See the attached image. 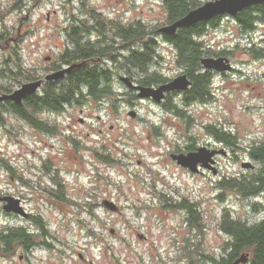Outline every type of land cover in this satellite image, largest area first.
<instances>
[{
    "label": "rangeland",
    "instance_id": "374dc122",
    "mask_svg": "<svg viewBox=\"0 0 264 264\" xmlns=\"http://www.w3.org/2000/svg\"><path fill=\"white\" fill-rule=\"evenodd\" d=\"M196 1L201 3L206 0ZM162 2L0 0V67L6 59L9 67L13 61L19 60L25 68L22 71L20 67L15 78L10 76L2 83L11 90L15 89L29 81L21 76L23 72L34 74L37 64L46 63L43 60L45 56L57 57L60 54L62 28L69 22L66 18L84 16L92 9L106 18H141L158 28L165 22ZM220 24L216 35L210 30L203 40H207L215 52L222 51L233 68L224 71V74L215 72L210 81L212 95L204 102L190 104L185 111L190 116L186 120L145 99H137L135 109L138 116L133 118L128 114L132 106L127 102L117 103L116 97L110 95L101 107L91 103L82 112L83 116L88 114L87 117L101 116V126L97 122L95 127L102 128L100 134L92 132L88 135L89 127L80 125L76 119L73 125L75 129H82L88 140L95 135L98 146L100 149L103 147V156L110 150L112 161H97L95 167L81 158L74 162L70 145L64 147L55 143L56 148L65 149L62 166L66 170L62 173L67 182L66 192L77 204L68 198L62 202L55 201L34 186L37 169L33 166L38 167L41 156L53 150L50 146L53 141L44 136L37 141L33 130L26 127L23 121L10 114L3 115L0 121V195L19 197L22 193L24 206L34 216L41 213L50 235L45 238L33 222L4 212L0 202V227H28L33 234V245L29 249L17 246L12 254H0V264H187L189 260L183 256V249L190 248H182L184 243L181 247L187 227L180 222L179 212H166L164 217H160L159 212L151 214L158 200L147 193L149 183L143 182L150 181L151 177H160L157 171L162 175H172L183 186L184 194L186 190L193 189L194 196H198L201 221L208 227L203 236V249H199L205 256L217 253L223 244L225 236L218 231L215 223L226 206L234 216L251 222L261 218L253 205L258 202L259 206H264V193L248 199L230 190L228 200L216 198L221 192L216 183L220 173L225 176L247 173L250 168L241 166L244 161L260 166L256 159L250 158L247 150L253 141L264 139V58L256 57L257 52L253 49L257 46L247 38H256L258 33L241 35L231 19H222ZM160 50V64L154 69L169 78L180 74L181 69L174 63L173 50L163 43ZM116 87L118 91L126 89L118 82L114 85L115 91ZM79 106L75 116H79ZM212 123H222L230 128L242 149L229 151L225 157L220 155V172L216 175L211 172L195 175L175 167L167 152L177 138L191 134L195 136L196 144L204 146L211 140L205 126ZM159 132L164 136L156 135ZM53 155L56 153L53 152ZM5 163L9 168L4 167ZM19 173L27 176L25 182L18 179ZM106 199L115 202L118 210L106 207L103 203ZM144 204L153 207L141 212L140 206ZM139 234H146L147 238L139 239ZM173 238L178 242L173 243ZM46 242L51 245H46ZM205 256H200L198 264H211Z\"/></svg>",
    "mask_w": 264,
    "mask_h": 264
},
{
    "label": "flooded vegetation",
    "instance_id": "af4514ba",
    "mask_svg": "<svg viewBox=\"0 0 264 264\" xmlns=\"http://www.w3.org/2000/svg\"><path fill=\"white\" fill-rule=\"evenodd\" d=\"M163 1V0H161ZM207 1V0H206ZM205 2V1H204ZM201 2L200 4H202ZM163 4V2H162ZM199 4V5H200ZM198 6V5H197ZM253 6H256L255 9H253ZM252 12V15L257 18L254 21L253 28L249 31L244 29L241 25V23L238 20V14L242 12H237L234 16L232 15H217L210 19L203 20V22H209L208 20H214L219 21V26L216 29H211L215 33L216 30H219L221 27L220 21L222 19H231L235 23L237 27V31L241 33V35H249V34H256L258 33L256 38H252L250 36H247L250 41L257 46L256 48H259L258 50V56L264 58V2H258L255 4L250 5L246 9H248ZM69 22L65 25L64 28H62L63 33L61 34V37H63V44L59 46L61 48L60 54L56 57L47 55L44 57L45 64L36 65V72L34 73V78L32 80H41L40 86L36 89V92L33 93L35 95V98L32 101V109L34 110V113L30 115V117H25L21 112H17L16 105H20L23 103L24 98L21 103H14L12 100H4L0 101V116L3 119L4 114H10L12 117L21 120L25 123L26 127L31 128L33 130V136L37 141L42 140V136L50 139V141H53L50 146L53 148V150L44 156H41L40 158V164L39 166H33V168L37 169V173H35V183L34 186L37 187V190H40L41 193H45L47 197H50L51 199L55 201L62 202L66 198H69L70 196L67 195L66 192V179L64 177V174L62 171H65V167L62 166L64 155H65V149L63 147H55V143H60L62 146L66 147L67 145L71 147L72 149V158L73 161L76 162L81 158V160L85 163L90 164L91 167H95V164L97 161L102 162V156H103V147L100 149L97 143V139H95V135L91 137V140L86 139L85 136L91 135L92 132L99 134L102 132V128H97L96 123L101 126V116L100 115H91V117H87L82 115V112L84 109L88 108V105L91 103H94L97 107V104L101 107V103L103 102V97L98 96L97 98L91 97L88 94L89 86L85 83H80V88L84 89V95L81 97L80 103H75L74 101H71L68 98H59L56 104H42L39 100L42 96H44V92L46 89L50 90V93L53 91H56V93L60 92V88L64 86L65 79L67 78L68 74L84 64H86L87 67L90 69H94L95 74L98 76L97 81L95 82L96 88L103 85H115L116 82H118L122 87H125L123 91H118V87H116L119 94H117L116 102H127L130 104L131 110L135 111V116L133 118L138 116V113L136 112V101L137 99H145L149 102L154 103L158 107L165 108V103L168 100H174L178 103L180 99L183 98L184 94L187 93L188 89L193 85L192 80L190 79V86L185 90H171L167 91L164 95V97L160 100V102H155L152 98H140L137 96L138 90L134 87H127L126 83L120 79V76H126L134 85H143L140 82H136L137 79L133 77L129 72L124 71V65L122 64L123 58L126 56H131L133 51L140 50L137 49L140 46V43H134L133 42V33L132 30L134 29L135 23L144 24L145 21L141 18H134V17H127V18H117V17H110L106 18L101 15H97L96 12H94L92 9L88 13L86 11L84 16L79 17H69L66 18ZM123 19V20H122ZM201 22V21H200ZM169 24V23H166ZM125 30H129L130 32L126 34L125 36ZM209 29L203 33L202 35L198 36V38H201L202 40L206 35L208 34ZM245 32V34H242ZM78 34V36H75V34ZM157 34V36H156ZM154 36L156 42H157V49L159 51V54L161 53L160 45L166 44L170 49H172V45L168 43V41L165 39V35L157 32ZM216 35V33L214 34ZM75 37L78 38L81 46L84 49V52H80V59L77 61H73L69 64L65 62L63 58H61L60 55L65 54L67 50H72L76 46L75 44ZM142 39H140L141 41ZM142 42V41H141ZM90 49V53H86L85 49ZM204 48L207 50L212 49V45L207 42V40H204ZM103 49L102 54H98ZM174 49V48H173ZM172 49V50H173ZM204 49V50H205ZM82 54V55H81ZM221 55H217L215 57H218ZM203 57V56H202ZM75 62H80L81 65L79 67L73 68L71 71L66 72L65 75L57 80H50L47 81L45 79V75L54 72L57 70H60L62 68H65L66 66L73 64ZM155 66V65H154ZM5 67L4 61L3 65L0 67L3 70ZM107 69L109 70V78L103 76V71ZM153 72V71H151ZM218 74H224L220 71H215L214 69H205L204 67H197L194 71V74H200L203 73L211 78ZM163 76H165L162 72H159ZM181 73H185L184 70H181ZM180 73V74H181ZM187 75V74H186ZM188 76V75H187ZM167 77V76H165ZM175 77V76H174ZM168 79L161 83H154V84H145V86H151V87H157L162 83H165L172 78L167 77ZM2 80L5 81V78L0 76V84H2ZM110 85V86H111ZM210 87V84H209ZM13 90V89H12ZM11 90V91H12ZM9 91V92H11ZM9 92H0L2 93H9ZM211 93V91H210ZM212 95V94H211ZM137 96V97H136ZM54 100V98L50 97L48 98V101ZM55 101V100H54ZM87 102V104H85ZM97 103V104H96ZM182 104V103H178ZM205 103H203L204 105ZM79 106V116H75L76 114V107ZM134 107V108H133ZM189 108V105L186 107H183V110L186 111V109ZM130 111V110H129ZM167 111V110H166ZM173 115L177 116L174 111H169ZM179 117V116H177ZM180 118V117H179ZM77 120L79 124L86 125L89 127L88 133L83 134L82 129H75V126L73 125V121ZM208 125H217L219 128L223 129L226 128L224 124H208ZM21 130H24L20 126ZM228 129V128H226ZM224 131V130H223ZM11 133H13L11 131ZM209 138H211L210 141L206 142L204 146H199L195 143V136L191 134H187L186 137L180 136L177 138L176 142L174 143L173 147L168 150V155L170 159L174 162L175 167H179L181 169H184L192 174H200V175H208V173H212L213 175H216L217 172H220L219 167V157L221 156H227L229 151H236L241 150L242 148L238 145V140L236 139V135L232 131L230 134L234 138V144H228V142H225V140L216 138L213 133H210L206 131ZM158 136H164L161 132L157 133ZM100 139V137H99ZM264 140V139H263ZM180 141V144H179ZM191 142L189 144L181 145L183 142ZM254 142V141H253ZM47 144V143H45ZM252 144V143H251ZM250 146V144H249ZM199 147H206L209 150H223V152H216L214 156H212L213 159V166L216 168L215 172L212 170H209L207 168H203L198 164V171L192 172L188 168L183 167L176 163L175 160L171 158V154L175 153H184L187 154L189 152L196 151ZM55 152L56 155L52 156V153ZM111 152L110 150L106 151V153ZM249 152V148L247 150V153ZM249 155V154H248ZM62 156V157H59ZM250 156V155H249ZM75 158V159H74ZM239 157H235V159H238ZM250 158H253L250 156ZM118 162L119 159L115 158ZM255 159V158H254ZM257 163H260V160H256ZM260 166H256L252 163V168L250 170H257ZM158 175L160 177H151V180L148 182H143V184L149 183L147 186L148 194L152 197L156 198L158 200V204L155 210L152 211L151 214L155 215L156 212H159L161 215L160 217H164L165 213L168 212H179L180 216V222L183 223L187 227V232L185 234V237L188 235L190 236V242L195 243L198 241V235L195 231L196 229V219L192 215V213L188 212V206H192L194 210L199 212L198 206L200 205L199 200L196 199L198 196H194V190H186V193L184 194L182 191H184V188L182 185L178 183V181L175 178H172V175H162L160 171H157ZM245 174V173H243ZM243 174H240L238 176H241ZM96 177V176H95ZM225 174L220 173V177L217 179V188L218 190H221L220 193L217 194V199H226L228 200L227 194L230 193V189L228 188H222L221 181L225 180ZM233 177H237L234 175ZM25 178L27 176H23L19 173L18 179L22 182H25ZM172 178V179H171ZM33 181V180H32ZM46 181V182H45ZM28 182V180H26ZM36 190V193H39V191ZM224 195V196H223ZM231 195V194H230ZM226 196V197H225ZM20 204L24 208V210L28 213L27 217H23L27 219L28 221L33 222L34 214L31 212V210H28L24 206V200L25 197L22 193L19 194ZM253 199V198H252ZM107 200V199H106ZM111 201L115 206L116 209L113 211L118 210V205ZM153 206L150 204H144L141 205V212L143 209H151ZM134 208V206H133ZM201 209V206H200ZM224 209L229 210V206H226ZM223 209V210H224ZM20 216V215H18ZM28 231V227L26 228ZM208 228H203V230L207 231ZM221 232V231H220ZM222 233V232H221ZM223 234V233H222ZM225 236V235H224ZM182 239L181 245L184 243V239ZM139 239H146V234H139ZM173 243L178 242L176 238H173ZM222 245H220L219 249Z\"/></svg>",
    "mask_w": 264,
    "mask_h": 264
},
{
    "label": "trees",
    "instance_id": "16d2710c",
    "mask_svg": "<svg viewBox=\"0 0 264 264\" xmlns=\"http://www.w3.org/2000/svg\"><path fill=\"white\" fill-rule=\"evenodd\" d=\"M199 4L200 3H197L196 0H163L162 6L165 10V22L163 25L177 20ZM255 8L256 6H253V9ZM97 15L99 16V14ZM237 17L242 27L247 31L253 28L254 21L257 19L252 15L249 8H244ZM208 21L209 22L205 23L201 21L192 26L178 28L173 35L164 34L165 39L172 45V49L174 48L173 57L175 66L178 69L184 70L193 83L187 93L184 94L183 98L178 101V103L182 104L178 105L174 100H168L165 103L167 111H174V113L183 120L190 117L187 116L186 112L183 110L184 106L186 107L192 103L204 102L211 96L209 87L211 81L210 77L203 73L194 74L195 69L201 67L200 58L202 56H223L222 54H224L222 51L215 52L212 49H205L204 40L198 38V36L205 33L208 29H216L219 26V21ZM124 32L126 36L130 31L125 30ZM132 33L133 42L140 43V47L137 48L140 50H135L131 56L123 58L122 64L124 65V71L127 70V72L137 79L136 82H140L143 85L161 83L167 80L168 78L160 74V71L154 69L156 65L160 64L158 62L160 54L157 49V42L154 38V34L157 33V27H155V25L150 26L147 22L144 24L135 23ZM75 36H78V34L76 33ZM0 38H2L1 34ZM74 39L76 44L74 49H68L65 54L60 55L67 64L80 59V52H84L78 38L75 37ZM140 39H142V42ZM258 50L259 48L253 49L254 52H257L256 57H259ZM85 52L90 53V49L86 48ZM102 53L103 49L98 52V54ZM3 61L5 67L3 70L1 69L0 76L5 79L10 78V76L15 78L19 73L20 67L22 71L25 69L19 60L13 61L11 67H9L10 64L8 63V60L5 59ZM21 76H23L25 80H32L34 78V74H31L29 71H27V73L23 72ZM103 76L111 80L110 77H108L109 70L105 69L103 71ZM97 77L94 69H90L84 64L68 74L64 86L60 88L59 93H56V91L50 93V90L46 89L44 96L39 98V100L42 104H56L58 99L63 97L68 98L75 103H80V98L84 95V89L80 88L81 82L89 86L87 91L91 97L97 98L98 96H101L103 97V101L110 95L117 97L119 92L115 91L113 84H110L111 86L103 85L101 88H96L95 82L97 81ZM1 91L9 92L11 89L8 85L2 83L0 84V92ZM50 97L54 98L55 101H48V98ZM34 98L35 95H28L23 103L16 105V111L21 112L25 117H30V115L34 113L31 101ZM226 128L221 129L217 125H206L205 131L213 133L216 138L225 140L228 144H234V138L230 134L232 130ZM109 153L110 152L102 156L104 162L112 161ZM248 154L256 160L261 161L260 167L257 170H250L241 176L225 177V180L221 181L220 186H222V188H228L244 198L252 199L259 197L260 194L264 193V140L259 139V141H254L250 144ZM4 167L9 168L6 163ZM68 199L72 200L74 204H77L76 200L72 198ZM86 204L90 203L87 202ZM198 208L199 212H197V210L195 211L192 206H188V212L192 213L196 219L195 231L197 232V235H199V240L195 243H191L190 236L188 235L185 237V245H181V247L190 248V250L183 249V256L189 260L187 264H198L200 256H205L204 252H199V249H203L204 244L203 236L206 231L203 230V228L205 229L208 227L204 221H201L203 220V218H201L202 212L200 206H198ZM253 209L254 211L260 212L261 218L252 222L247 218L234 216L230 210L224 209L217 224L215 223L218 231H221L223 235H225L223 244L220 249H217V253L206 255L204 258H207L211 264H233L234 260L239 257L241 253H247V262L240 264H264V206H259L258 202H255ZM33 225L36 226V229H38L41 236L46 238L50 235L47 222H45L41 213L34 216ZM32 237L33 234L22 226L0 227V254H12L17 246L29 249L33 245ZM46 245L50 246L51 244L46 242Z\"/></svg>",
    "mask_w": 264,
    "mask_h": 264
},
{
    "label": "water",
    "instance_id": "95a60500",
    "mask_svg": "<svg viewBox=\"0 0 264 264\" xmlns=\"http://www.w3.org/2000/svg\"><path fill=\"white\" fill-rule=\"evenodd\" d=\"M264 2V0H207L202 4L192 8L182 17L177 20L162 25L157 28V32L166 35H173L178 28L192 26L196 23L210 19L217 15H232L249 7L252 4ZM200 63L205 69H214L215 71H226L232 68L228 58L224 56H204L200 58ZM81 63H73L60 70L50 72L45 75L47 81L57 80L62 78L66 72L71 71L75 67H79ZM120 79L124 81L127 87H134L138 90L137 96L140 98H152L155 102H160L167 91L171 90H185L190 86V79L186 73H181L173 77L171 80L160 84L157 87L134 85L126 76L121 75ZM41 80H29L23 82L20 86L16 87L9 93L0 94V101L12 100L14 103H21L28 95H32L36 92V89L40 86ZM128 114L133 117L135 111L130 110ZM216 152H223V150H209L206 147H199L194 152L184 153H172L170 156L177 164L187 167L190 171H198V164L201 167L207 168L215 172L216 168L213 166L212 156ZM245 169L252 168L250 161H244L241 163ZM0 202H2V209L4 212L13 213L23 217H27L28 213L24 210L20 204V199L13 195H0ZM104 205L111 210L116 209V206L108 200H104ZM248 260L247 253H241L237 257L233 264L246 263Z\"/></svg>",
    "mask_w": 264,
    "mask_h": 264
}]
</instances>
